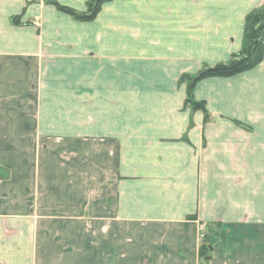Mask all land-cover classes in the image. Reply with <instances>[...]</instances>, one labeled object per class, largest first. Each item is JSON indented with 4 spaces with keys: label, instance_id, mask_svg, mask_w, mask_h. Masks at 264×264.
I'll return each mask as SVG.
<instances>
[{
    "label": "crops",
    "instance_id": "1",
    "mask_svg": "<svg viewBox=\"0 0 264 264\" xmlns=\"http://www.w3.org/2000/svg\"><path fill=\"white\" fill-rule=\"evenodd\" d=\"M88 1L0 0V264L87 219L95 264H200L205 224L202 264H264V59L196 85L206 122L182 80L230 61L263 0L55 4Z\"/></svg>",
    "mask_w": 264,
    "mask_h": 264
},
{
    "label": "trees",
    "instance_id": "2",
    "mask_svg": "<svg viewBox=\"0 0 264 264\" xmlns=\"http://www.w3.org/2000/svg\"><path fill=\"white\" fill-rule=\"evenodd\" d=\"M113 0H90L87 3L86 12H78L72 8L55 3L59 10L74 16L80 21L94 20L102 6ZM19 16L13 17L14 24L19 23ZM264 59V6L250 12L246 18L243 46L240 52L235 53L227 63H219L206 67L194 76H184L182 80L188 83L187 104L195 111L206 113L209 119L206 102L194 98L196 85L208 78H228L250 71L258 66ZM207 246L202 247L201 255H206ZM208 251V250H207Z\"/></svg>",
    "mask_w": 264,
    "mask_h": 264
},
{
    "label": "rangeland",
    "instance_id": "3",
    "mask_svg": "<svg viewBox=\"0 0 264 264\" xmlns=\"http://www.w3.org/2000/svg\"><path fill=\"white\" fill-rule=\"evenodd\" d=\"M262 3H263L262 6H264V0ZM238 52H235V53H238ZM235 53H233L232 56ZM194 98L196 99L195 95H194ZM198 101H204V100H198ZM200 112L204 114L205 122L210 120L211 114L208 108H207V112L209 114L208 120H206V113H204L203 111H200ZM9 177H10L9 172H7V174L5 173V175L0 174V178H1L0 180H2V178L3 179L5 178L4 180H8ZM91 221H92L91 219L85 220L84 224L83 223L81 224L82 227L79 225H74V226L70 225V226L65 227V229H69L68 234L63 233V230H65L64 227H55L54 238L52 240L54 242L52 243L51 241L52 248L54 251L52 250L50 257H47V251H46L47 246L42 247L40 245V250L42 251V253L39 252L40 253V256L38 259L39 264H95V258H96L95 239L96 240L100 239L102 227H98V229L96 230V227H94V225L91 224ZM71 223H73V221H71ZM126 228L128 227H124V230ZM105 229H108V227H103V230ZM43 230H44L43 227H40V232L42 234H43ZM80 230L83 231L84 237L83 236L80 237L81 240L78 241ZM220 232H221V227H219L217 224L216 225H206V224L200 225V233H199L200 240H199V251H198V256H199L198 262L200 264L205 263L206 258L207 259L210 258L208 255H212V252L210 249H212L213 246L216 244L217 239L220 236ZM63 237H66V238L69 237L70 241L68 242L65 241V243H63V240H62ZM205 246H207L208 249H206V255L202 256L200 252H201L202 247H205Z\"/></svg>",
    "mask_w": 264,
    "mask_h": 264
}]
</instances>
